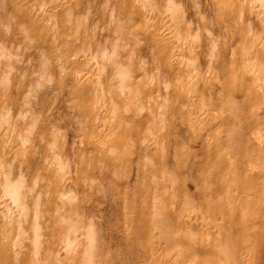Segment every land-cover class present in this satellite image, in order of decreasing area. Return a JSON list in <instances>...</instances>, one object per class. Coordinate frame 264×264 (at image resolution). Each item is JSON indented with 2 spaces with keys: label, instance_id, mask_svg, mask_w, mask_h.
Listing matches in <instances>:
<instances>
[{
  "label": "bare ground",
  "instance_id": "1",
  "mask_svg": "<svg viewBox=\"0 0 264 264\" xmlns=\"http://www.w3.org/2000/svg\"><path fill=\"white\" fill-rule=\"evenodd\" d=\"M103 1L99 21L113 22L115 41L112 30L104 34L90 20L86 0H0V26L13 28L10 21L25 20L19 10L27 13L47 34L61 73L84 95L90 91L88 136L96 138L84 144L118 149L108 136L117 119L113 84L126 96L124 110L137 111L145 156L136 175L148 179L140 201H128L126 217L155 240L158 260L150 264H264V0H212L229 35L215 33L203 11L193 20L185 0ZM136 19L149 27L152 72L136 51L123 56L126 62L119 58L120 40ZM9 37L0 38V264H107L101 225L81 195L89 179L83 141L80 153L69 152L63 126L42 122L43 104L34 106L42 101V81L33 82L30 69L12 58L17 44ZM49 60L42 59L40 71L52 81ZM174 101L194 121L182 141L206 153L195 174L185 166L189 142L169 155L165 130ZM134 157L121 162L130 168Z\"/></svg>",
  "mask_w": 264,
  "mask_h": 264
},
{
  "label": "rangeland",
  "instance_id": "2",
  "mask_svg": "<svg viewBox=\"0 0 264 264\" xmlns=\"http://www.w3.org/2000/svg\"><path fill=\"white\" fill-rule=\"evenodd\" d=\"M86 1L85 4L90 5V20L94 19L99 22L100 27L98 29L104 34L112 30V32H109L110 39L115 41L117 35L113 31V22L110 26L102 24L101 21H99V19L101 20L103 17L102 10L104 1ZM184 2H186L189 8V16L193 20L197 21V18L200 16L198 11H203L204 18L206 16L204 19L205 23L208 22L207 25L211 28L213 27L212 29L215 33L220 34L219 32H221V34H223V32H225L226 35L230 34L231 31H228L227 28L224 27V22L218 20L214 15L212 0H185ZM18 8L21 9L22 7L18 5ZM19 11L18 16L21 18L23 17L25 20L20 21L17 19L13 22H9V24L12 23L13 28L9 25H7V27L12 29L13 35H8V33L10 34L11 32L10 29L8 30L4 24H1L3 27L1 28L0 26L2 30H0V38L7 43L8 37L11 36L9 39H13V43L17 44L13 47L15 53L12 58L15 59L20 67L23 66L25 68L27 67L28 70L30 69L29 71L31 74L29 76H32L34 79L33 82L42 81L39 91V98L42 101L40 100L41 104L38 103L39 105H34L41 109L43 107L41 110L43 113L40 116L42 122L46 123L49 128H54V125L57 124L62 125L67 132V151L72 153L75 152V154L77 152L80 153L78 149L80 145L79 142L83 141L84 144L90 137L88 136L89 124L87 121L90 115L88 114V108L86 106L90 102L87 97L90 91H86L84 95L80 83L76 82L75 79L73 80L72 77L69 78L68 75H63L61 73L57 56L55 57L52 53H48L50 49L46 47L47 34L43 33L38 26L29 23L30 21L27 20V13L22 14L21 10ZM6 21L7 20L3 23ZM19 27H25L28 35L18 29ZM148 28V25H146L144 21L139 23L136 19L125 29V35L123 39L120 40L123 54L119 56V58L126 62L128 58L123 59V56L128 53L130 55L132 50L136 51L137 56L141 55L143 57L141 58L143 60L145 59L144 66H146V72H150L148 69H151L152 72L155 70L156 64L154 65L155 62L153 63L154 58L149 48L151 37L146 35ZM5 33L8 36H6ZM46 54L50 58L48 64L49 69L53 70L54 78L52 81L46 76L41 77V62L42 59L47 56ZM137 56H135V58H137ZM147 56H149V59H147ZM16 58L21 61H18ZM165 68L166 66L164 65L162 69ZM113 75L114 74H111L107 78L109 86L113 80ZM71 84H75V88H71ZM170 89L173 91L172 83L170 84ZM110 94L114 98L113 104L117 113V119L113 122V128L108 136L114 140L118 149L113 146H110L108 149L106 146H102L98 141H94V143L89 146L84 144L83 147H85V149L84 152L80 153V156L81 161H83L84 170L88 173L89 179H87V184L81 191L83 204L86 209H90L91 212H93L92 218L98 220L101 225V233L106 242L105 251L110 256V258L107 259V264H150V262L158 260L155 240L146 230L141 229L142 227L135 218L128 220L126 217V205L128 201H130L132 197L140 201L139 193L141 190V183L148 179V177H143V175L146 174L144 172L140 173V175H136V172L140 170L137 169L136 162H142L145 156L144 151H142V146L144 144L142 129L138 122V116L135 115L137 111L124 110L126 96L117 83L112 85ZM172 105L170 111L173 114L170 116V124L167 130H165V134L169 138V155L172 153L173 147L178 148L182 144L181 142H183V144L189 142V145L187 144L189 147L187 148L188 152L185 153L190 155L185 158V166H191L193 173H198V166L201 160L205 159L204 156L206 155L203 146H195L193 140H188L187 142L182 141V139L186 140L188 138L187 129L194 121L193 119L188 121L190 115L188 116L187 113L185 114V107L183 105L177 101H174ZM126 114L134 115L131 117V120H128L123 125V116ZM92 137L94 140L95 135ZM92 137H90V139ZM201 141L202 136L198 138V142L201 143ZM152 153H154L153 155L156 157L160 151L154 148ZM128 155L135 156L131 159L132 164L130 168L125 167L123 165L124 163L121 162L122 159ZM41 168H44V164H41ZM45 176L46 174L39 180V188L42 190V195H44L45 191V179L43 178ZM127 181L129 182L127 183ZM189 184L193 185L190 181ZM200 204L203 203L200 201ZM138 206H141V203H137L136 207ZM159 262H161V264L163 263L161 260H159Z\"/></svg>",
  "mask_w": 264,
  "mask_h": 264
}]
</instances>
